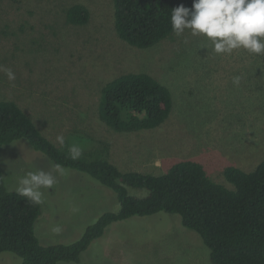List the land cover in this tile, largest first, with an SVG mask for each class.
Listing matches in <instances>:
<instances>
[{
	"label": "rangeland",
	"instance_id": "1",
	"mask_svg": "<svg viewBox=\"0 0 264 264\" xmlns=\"http://www.w3.org/2000/svg\"><path fill=\"white\" fill-rule=\"evenodd\" d=\"M76 4L90 10L85 26L66 20ZM3 69H11L15 80ZM127 73L150 74L172 92L173 112L160 128L116 133L100 120L102 88ZM234 77H240L238 85ZM1 100L15 101L59 146L57 137L65 140L75 129L84 133L71 137L81 150L93 140L109 142L113 163L125 171L160 175L191 160L226 186L227 167L250 172L264 160V55L243 49L216 54L190 30L150 49L134 48L116 33L112 0H0ZM0 163L9 191L28 171L54 175V187L41 189L35 232L42 245L73 244L105 213L120 210L112 190L72 169L57 172L25 139L4 146ZM18 262L12 253L0 255V264ZM60 264L213 263L198 233L180 216L160 212L113 223L79 263Z\"/></svg>",
	"mask_w": 264,
	"mask_h": 264
},
{
	"label": "trees",
	"instance_id": "2",
	"mask_svg": "<svg viewBox=\"0 0 264 264\" xmlns=\"http://www.w3.org/2000/svg\"><path fill=\"white\" fill-rule=\"evenodd\" d=\"M118 37L128 45L146 50L159 45L174 32L172 9L193 0H112ZM91 18L88 7L76 4L66 11V20L85 26ZM170 89L147 73H127L108 82L101 90L98 116L116 133H134L160 128L172 115ZM84 134L75 129L57 145L49 139L15 101H0V154L2 148L25 139L32 149L55 165L90 176L112 190L120 204L89 226L70 245H42L35 232L41 203L9 191L0 163V255L12 253L22 264L79 263L92 243L116 222L166 212L181 217L185 228L198 233L210 251L213 264H264V160L252 171L229 166L226 186L209 177L204 166L186 160L160 175L120 169L112 161L111 144L92 141L72 159L71 137ZM73 135V136H72ZM226 180V182H225ZM145 190L146 196L130 194ZM19 264V262H18Z\"/></svg>",
	"mask_w": 264,
	"mask_h": 264
},
{
	"label": "clouds",
	"instance_id": "3",
	"mask_svg": "<svg viewBox=\"0 0 264 264\" xmlns=\"http://www.w3.org/2000/svg\"><path fill=\"white\" fill-rule=\"evenodd\" d=\"M171 26L180 35L190 30L193 36H202L212 45L216 54H230L243 49L249 54L264 55V0H193L192 7L183 4L172 9ZM8 79L15 80L11 69H3ZM240 77H234L238 85ZM57 141L63 146V136ZM69 152L77 159L81 151L73 145ZM62 173L61 165L55 166ZM56 179L52 172L41 169L28 171L16 178L15 192L29 201L43 202L41 189H52Z\"/></svg>",
	"mask_w": 264,
	"mask_h": 264
}]
</instances>
